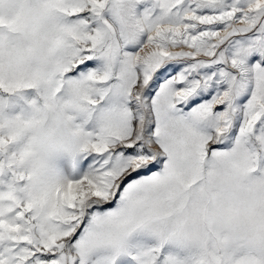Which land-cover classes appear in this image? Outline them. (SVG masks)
I'll use <instances>...</instances> for the list:
<instances>
[{
    "label": "snow or ice",
    "instance_id": "6c2138e0",
    "mask_svg": "<svg viewBox=\"0 0 264 264\" xmlns=\"http://www.w3.org/2000/svg\"><path fill=\"white\" fill-rule=\"evenodd\" d=\"M0 264H264V0H0Z\"/></svg>",
    "mask_w": 264,
    "mask_h": 264
}]
</instances>
